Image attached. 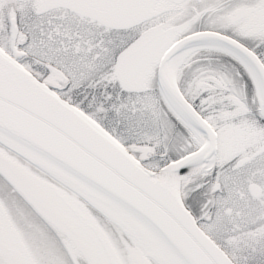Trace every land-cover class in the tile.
I'll list each match as a JSON object with an SVG mask.
<instances>
[{
	"label": "snow or ice",
	"instance_id": "1",
	"mask_svg": "<svg viewBox=\"0 0 264 264\" xmlns=\"http://www.w3.org/2000/svg\"><path fill=\"white\" fill-rule=\"evenodd\" d=\"M0 264H264V0H0Z\"/></svg>",
	"mask_w": 264,
	"mask_h": 264
}]
</instances>
